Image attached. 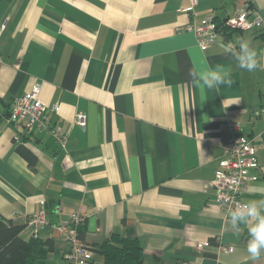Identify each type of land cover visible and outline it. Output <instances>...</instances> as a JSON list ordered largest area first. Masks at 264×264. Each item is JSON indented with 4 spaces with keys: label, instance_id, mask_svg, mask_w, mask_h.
<instances>
[{
    "label": "crops",
    "instance_id": "0c3cea01",
    "mask_svg": "<svg viewBox=\"0 0 264 264\" xmlns=\"http://www.w3.org/2000/svg\"><path fill=\"white\" fill-rule=\"evenodd\" d=\"M248 4L263 24L222 30L201 47L185 25L220 22ZM0 0V213L25 224L44 205L52 264H68L57 224L87 215L92 247L112 233L138 238L145 264H264L246 250L248 232L228 224L212 181L224 158L228 121L255 138L257 178L244 201L264 199V0ZM247 40L262 67L236 66L228 46ZM231 68V83L206 88L193 67ZM41 83V98L69 131L62 148L48 130L9 120L13 100ZM87 115L85 128L77 113ZM36 155L34 168L19 151ZM96 228L90 230V218ZM28 222V223H27ZM199 242H207L201 248ZM222 246H230L227 253ZM89 264H102L95 248Z\"/></svg>",
    "mask_w": 264,
    "mask_h": 264
},
{
    "label": "built area",
    "instance_id": "2783aa9c",
    "mask_svg": "<svg viewBox=\"0 0 264 264\" xmlns=\"http://www.w3.org/2000/svg\"><path fill=\"white\" fill-rule=\"evenodd\" d=\"M199 0H191L188 10L193 9ZM259 15L250 18L249 5L238 6L232 15L218 21L212 13L203 17L200 22L185 25V29L195 32L199 45L203 48L215 43L223 27L227 30H245L253 25H262ZM6 23L0 25V39L5 31ZM59 103L48 104L41 98V83L36 82L31 90L16 97L10 107L9 120L19 123L27 129L37 128L48 130L57 144L66 148L69 140V131L59 122H53L51 114L58 112ZM264 110V105H263ZM76 123L85 128L87 115L79 112ZM240 124L228 121L224 124L225 142L224 158L220 161V168L212 181L218 205L227 213L238 204L244 203L247 192V183L257 178L252 169L257 168L259 161L255 148V138L239 134ZM87 215L82 211H75L70 218L57 224L60 236L70 244L67 254L69 264H89L93 259V250L81 234V225L85 224ZM49 223L48 209L44 205L29 217V224L33 227V234L39 235ZM207 242H199L201 248ZM223 251L229 253L230 246H222Z\"/></svg>",
    "mask_w": 264,
    "mask_h": 264
},
{
    "label": "trees",
    "instance_id": "16d2710c",
    "mask_svg": "<svg viewBox=\"0 0 264 264\" xmlns=\"http://www.w3.org/2000/svg\"><path fill=\"white\" fill-rule=\"evenodd\" d=\"M221 30L227 28L223 27ZM25 129L29 131L33 128ZM17 149L34 168L37 155L25 144H20ZM49 213L48 210V215ZM84 226L85 224L80 227L82 235ZM25 227V224H17L0 213V264H52L50 253L54 247L53 238L42 237L40 233L23 236ZM89 246L102 256V264H145L143 246L138 238L114 232L99 245Z\"/></svg>",
    "mask_w": 264,
    "mask_h": 264
},
{
    "label": "clouds",
    "instance_id": "9594fccd",
    "mask_svg": "<svg viewBox=\"0 0 264 264\" xmlns=\"http://www.w3.org/2000/svg\"><path fill=\"white\" fill-rule=\"evenodd\" d=\"M228 49L238 68L253 72L262 67L257 51L247 40L241 39L234 45L230 44ZM231 71V68L222 66L206 69L194 66L189 75L197 85L212 89L230 84ZM227 216L228 224L233 230L239 232L242 225L247 228L246 250L253 261L258 259L264 253V199L238 204L228 211Z\"/></svg>",
    "mask_w": 264,
    "mask_h": 264
},
{
    "label": "water",
    "instance_id": "95a60500",
    "mask_svg": "<svg viewBox=\"0 0 264 264\" xmlns=\"http://www.w3.org/2000/svg\"><path fill=\"white\" fill-rule=\"evenodd\" d=\"M89 227L91 231H94L96 228V216L90 218Z\"/></svg>",
    "mask_w": 264,
    "mask_h": 264
}]
</instances>
